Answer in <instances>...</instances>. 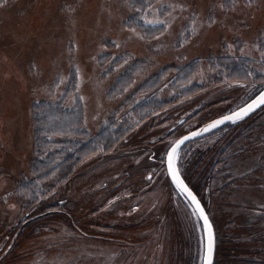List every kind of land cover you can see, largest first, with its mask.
Returning <instances> with one entry per match:
<instances>
[{"label": "rangeland", "instance_id": "374dc122", "mask_svg": "<svg viewBox=\"0 0 264 264\" xmlns=\"http://www.w3.org/2000/svg\"><path fill=\"white\" fill-rule=\"evenodd\" d=\"M262 94L264 0H0V264H182L193 212L164 154ZM146 100L161 107L139 120ZM39 102L80 115L84 138L54 135L53 156L125 134L37 180ZM230 128L185 146L187 179L214 222V264H264V107Z\"/></svg>", "mask_w": 264, "mask_h": 264}, {"label": "trees", "instance_id": "16d2710c", "mask_svg": "<svg viewBox=\"0 0 264 264\" xmlns=\"http://www.w3.org/2000/svg\"><path fill=\"white\" fill-rule=\"evenodd\" d=\"M195 68V67H194ZM231 68H235L233 65ZM194 71V69H193ZM136 72L129 70L125 77L128 80H132ZM187 78V76H186ZM137 107V118L139 120H143L148 117V115L156 112L161 104L156 103L155 101L146 100L139 104ZM136 109V108H135ZM154 110V111H153ZM33 115H34V144H33V152L35 158L31 164L32 174H34L39 179H44L49 175L54 173V170L60 168L64 173L69 174V172L78 164L80 159L83 157L85 152H94L98 147L104 146L105 149L107 146L110 148L114 143L119 142L121 137L125 134L124 132L110 133V134H101L97 139L88 141L87 144L84 142H73L71 140L63 141L62 143H58L59 146L56 155L53 156L52 152H49L48 149L55 142L52 140L54 135H62L63 137H69V135H76L78 138H84V131L81 130L80 125V115L78 111H67L61 108L59 103L56 104H48L44 102L36 103L33 106ZM131 128V127H130ZM244 132L241 131L240 134ZM113 135V136H112ZM239 136H236L235 141H237ZM233 142V143H234ZM224 149L222 153L225 151ZM80 151V152H79ZM78 152V154H75ZM183 151H181V155L179 157V166L184 174V178L187 179V168L183 166ZM202 157L205 154L201 155ZM200 156V160L201 159ZM61 158L57 165H54L56 158ZM216 162V160H215ZM219 162H216L218 164ZM197 165V164H196ZM66 176V175H65ZM213 176L209 174L210 185L213 183ZM188 180V179H187ZM218 181V177L216 178V182ZM212 187H215L212 186ZM179 239V236H178ZM178 246L182 249L184 248L185 255L183 254V261L192 262L193 254H194V246L190 245L188 242L187 245L183 244L180 240H178Z\"/></svg>", "mask_w": 264, "mask_h": 264}, {"label": "water", "instance_id": "95a60500", "mask_svg": "<svg viewBox=\"0 0 264 264\" xmlns=\"http://www.w3.org/2000/svg\"><path fill=\"white\" fill-rule=\"evenodd\" d=\"M262 96V95H261ZM260 96L256 97L254 100H252L248 105L243 106L239 109H236L230 113H227L225 115L219 116L217 118H214L206 123H204L203 125H201L200 127L185 133L181 136H179L178 138L175 139V141L169 146L166 155H165V169H166V173L167 176L169 178V180L171 181V183L180 191H182L186 197L191 201V203L193 204V206L196 208L197 212L199 213L200 217V211H203V215L205 217H207V221H208V225L211 226V234H212V254H211V264L213 263V257H214V231L212 228V225L210 223V220L204 210V208L202 207L200 201L198 200V198L196 197V195L193 193V191L187 186V184L184 182V180L181 178L178 169H177V165H176V153L177 151L180 149V147L182 145H184L185 143L194 140L206 133H208L209 131H212L214 129H217L223 125L226 124H233L236 123L244 118H246L247 116L251 115L252 113H254L256 110H258L259 108H261L262 106H264V103H260V100H257ZM249 106H252V110L251 111H247V109L249 108ZM247 111L246 115H242V118L240 119H234L235 114L237 113H243ZM225 117H233V119H229V120H225ZM218 121H224L223 123H217ZM216 124L215 127H211V125ZM187 138V139H186ZM180 141H183V143H180ZM173 149H175L176 151L173 152ZM170 154H172V168L170 169L169 167V156ZM175 176V178H174ZM183 188H187L188 192L191 193V196H189L187 194V192L183 191ZM192 197H195V201H193ZM197 204H199V208H197ZM201 220L206 228V233H207V245H208V227L207 225H205L204 223V219L201 217ZM207 255V254H206ZM206 258V257H205ZM205 264V261H204Z\"/></svg>", "mask_w": 264, "mask_h": 264}, {"label": "flooded vegetation", "instance_id": "af4514ba", "mask_svg": "<svg viewBox=\"0 0 264 264\" xmlns=\"http://www.w3.org/2000/svg\"><path fill=\"white\" fill-rule=\"evenodd\" d=\"M253 98V97H252ZM251 98V99H252ZM250 99V100H251ZM264 106H262L261 108H259L258 110H256L255 112H258L260 109H262ZM236 110V109H235ZM232 111H234V110H232ZM232 111H230V112H232ZM230 112H228V113H230ZM254 112V113H255ZM254 113H252V114H254ZM225 114H227V113H225ZM225 114H223V115H225ZM251 114V115H252ZM251 115H249V116H247L246 118H248V117H250ZM220 116H222V115H220ZM214 119V118H213ZM245 119V118H244ZM232 126V124H226V125H223V126H221V127H219V128H217L216 130H214V131H212V132H210V133H206V134H204V135H202V136H200V137H198V138H196V139H194V140H191V141H189V142H187V143H185L184 145H182L181 147H180V149L178 150L179 151V154H178V160H177V165H178V167H177V169H178V172H179V174H180V176H181V178L184 180V182L187 184V186L193 191V193L196 195V197L198 198V200L200 201V203H201V205H202V207L204 208V210H205V212H206V214H207V216H208V218H209V220H210V223H211V225H212V228H213V231H214V257H213V263L212 264H214V261H215V251H216V247H215V236H216V231H215V226H214V222H213V219H212V216H211V214L209 213V210H208V208H207V205H206V203H204L203 201H202V198H200V196L198 195V192H197V190L188 182V180L186 179V178H184V174H183V172H182V170H181V168H180V166H179V157H180V155H181V151H183L184 150V148H185V146L187 145V144H189L190 142H193V141H199L202 137H206V136H209V135H211V134H214V133H217V132H227V130L228 129H231L230 127ZM248 129V128H247ZM192 131V130H191ZM245 131V130H244ZM188 132H190V131H188ZM188 132H185V133H188ZM185 133H183V134H185ZM183 134H181V135H183ZM225 134V133H224ZM180 135V136H181ZM231 142H232V138H231V140H230V144H231ZM173 143V142H172ZM171 143V144H172ZM170 144V145H171ZM169 145V146H170ZM169 146H168V148H169ZM229 147V145H227L226 146V148H228ZM168 148H167V150H168ZM225 148V149H226ZM167 150H166V152H167ZM194 151H196L195 149H194ZM166 152H165V154H164V169H165V155H166ZM196 153H199V154H201L199 151H197ZM183 161H182V164H183V166H185V168H186V155H185V153H184V151H183ZM215 162V161H214ZM216 166V165H215ZM213 168H214V166H213ZM212 172H215L214 170L212 171ZM165 173H166V169H165ZM166 176H167V173H166ZM220 177H221V175H220ZM167 178H168V176H167ZM219 178V177H218ZM168 180H169V178H168ZM170 181V180H169ZM170 183H171V181H170ZM171 186H172V188L176 191V193H178V195H179V197H180V200L182 201V202H184L185 204H187L189 207H190V209L192 210V212L193 213H191V211H190V217L192 218V222H194L193 223V226L195 227V230H194V232H195V236H196V238H195V240H194V243H193V246H194V254H193V259H192V262H185V261H181V263L182 264H204V261H205V257H206V254H207V233H206V228H205V226H204V224H203V222H202V220H201V217H200V215H199V213L197 212V210H196V208L193 206V204L191 203V201L186 197V195L182 192V191H180L179 189H177L172 183H171ZM210 187H209V185H208V187H207V189H209ZM209 191V190H208ZM191 236V235H190Z\"/></svg>", "mask_w": 264, "mask_h": 264}, {"label": "snow or ice", "instance_id": "6c2138e0", "mask_svg": "<svg viewBox=\"0 0 264 264\" xmlns=\"http://www.w3.org/2000/svg\"><path fill=\"white\" fill-rule=\"evenodd\" d=\"M260 103H264V94H262V97H261V100H260ZM252 110V106H249V108L247 109V111H251ZM247 111L243 112V113H237L235 114V117L234 119H240L242 118V115H246L247 114ZM229 119H233V117H225V120H229ZM224 121H218L217 123H223ZM216 124H213L211 125V127H215ZM187 139V138H186ZM180 143H183V141H180ZM176 150L173 149V152H175ZM172 154H170L169 156V167L170 169L172 168ZM175 178V176H174ZM183 191L184 192H187V194L189 196H191V193L188 192L187 188H183ZM193 201H195V197H192ZM197 208H199V204H197ZM200 214H201V217L204 219V223L205 225H207L208 227V245H207V255H206V258H205V264H211V254H212V234H211V226L208 225V221H207V217H205L203 215V211L201 210L200 211Z\"/></svg>", "mask_w": 264, "mask_h": 264}, {"label": "bare ground", "instance_id": "6f19581e", "mask_svg": "<svg viewBox=\"0 0 264 264\" xmlns=\"http://www.w3.org/2000/svg\"><path fill=\"white\" fill-rule=\"evenodd\" d=\"M3 64L5 65V68L10 69V65H9L5 60H4ZM6 71H8V70H6ZM21 97H22V96H21ZM261 97H262V96H260L257 100H259ZM22 98H23V97H22ZM20 104H21V106H23V104H24V102H23L22 99H21V101H20Z\"/></svg>", "mask_w": 264, "mask_h": 264}]
</instances>
